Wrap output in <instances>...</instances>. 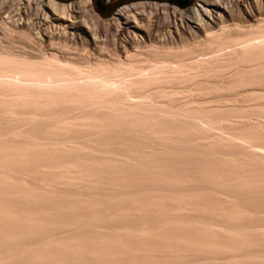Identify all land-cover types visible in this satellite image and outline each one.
Masks as SVG:
<instances>
[{
    "label": "bare ground",
    "instance_id": "1",
    "mask_svg": "<svg viewBox=\"0 0 264 264\" xmlns=\"http://www.w3.org/2000/svg\"><path fill=\"white\" fill-rule=\"evenodd\" d=\"M179 144H264V0H141L108 19L91 0H0V185L111 181ZM224 165L264 182V159Z\"/></svg>",
    "mask_w": 264,
    "mask_h": 264
},
{
    "label": "rangeland",
    "instance_id": "2",
    "mask_svg": "<svg viewBox=\"0 0 264 264\" xmlns=\"http://www.w3.org/2000/svg\"><path fill=\"white\" fill-rule=\"evenodd\" d=\"M137 1L91 3L108 19ZM168 151L164 167L129 168L111 181L0 185V211L11 216L0 218V264H264V182L235 183L224 165L264 159V144Z\"/></svg>",
    "mask_w": 264,
    "mask_h": 264
},
{
    "label": "trees",
    "instance_id": "3",
    "mask_svg": "<svg viewBox=\"0 0 264 264\" xmlns=\"http://www.w3.org/2000/svg\"><path fill=\"white\" fill-rule=\"evenodd\" d=\"M59 1V0H57ZM60 2H66V1H60ZM176 4H178L180 7H183L184 1L183 0H175ZM98 10L102 12V10L98 7Z\"/></svg>",
    "mask_w": 264,
    "mask_h": 264
}]
</instances>
